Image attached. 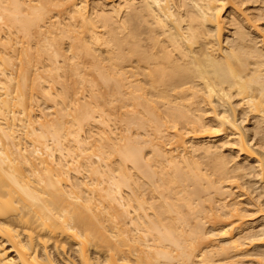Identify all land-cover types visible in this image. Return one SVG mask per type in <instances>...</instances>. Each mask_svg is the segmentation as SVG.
I'll list each match as a JSON object with an SVG mask.
<instances>
[{"label": "bare ground", "instance_id": "bare-ground-1", "mask_svg": "<svg viewBox=\"0 0 264 264\" xmlns=\"http://www.w3.org/2000/svg\"><path fill=\"white\" fill-rule=\"evenodd\" d=\"M0 264H264V0H0Z\"/></svg>", "mask_w": 264, "mask_h": 264}, {"label": "rangeland", "instance_id": "rangeland-1", "mask_svg": "<svg viewBox=\"0 0 264 264\" xmlns=\"http://www.w3.org/2000/svg\"><path fill=\"white\" fill-rule=\"evenodd\" d=\"M36 108H37V107L34 106V109H36ZM35 111H37V110H35ZM15 123H16L18 126H19V124H21L20 122H19V124H18V122H15ZM18 126H17V127H18ZM17 127H16V128H17ZM24 129H25L24 127H21V128L18 127V131H17V133L19 132L18 134L20 135V137L22 136V137H21V140H22V141L24 140V139H22L23 137H25L26 135L28 136V134H26V135L24 134V133L26 132V131L24 132ZM21 131H22V132H21ZM23 132H24V133H23ZM27 136H26V137H27ZM28 138L30 139V137H28ZM31 138H32V137H31ZM24 141H25V140H24ZM24 141L22 142V143H24L23 145H25V142H24ZM26 145H27V143H26ZM252 180H253V179H252ZM255 186H258V185H255ZM254 216H255V215H254ZM254 216H252V217H254Z\"/></svg>", "mask_w": 264, "mask_h": 264}]
</instances>
